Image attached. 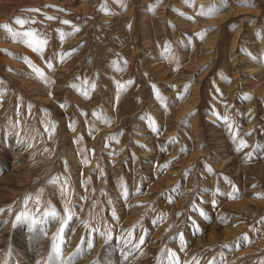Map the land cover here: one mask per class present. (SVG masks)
Wrapping results in <instances>:
<instances>
[{"label": "rangeland", "instance_id": "1", "mask_svg": "<svg viewBox=\"0 0 264 264\" xmlns=\"http://www.w3.org/2000/svg\"><path fill=\"white\" fill-rule=\"evenodd\" d=\"M5 24L47 41L0 28V173L26 172L0 201L10 235L53 236L67 208L61 263L77 233L84 264H264V0H0Z\"/></svg>", "mask_w": 264, "mask_h": 264}, {"label": "bare ground", "instance_id": "2", "mask_svg": "<svg viewBox=\"0 0 264 264\" xmlns=\"http://www.w3.org/2000/svg\"><path fill=\"white\" fill-rule=\"evenodd\" d=\"M22 158H19L18 160H14L12 163L13 166L9 171L2 172L0 173V201H3L5 197L8 196V191H13L12 189L8 188V186L13 187L15 189L20 187L22 183L24 182V178L26 177V172L24 171L23 165L25 164ZM15 164V165H14ZM1 164H0V170L1 169ZM3 171V170H2ZM17 192V191H16ZM6 215H0V264H5L8 262L9 258V250L14 252L15 254H18L20 258H25L28 263L26 264H84L85 261L83 259L88 258V255H85V257L82 256V260L79 262L74 261V257L77 256V254L80 252L79 244H80V239L76 240V237H79V235L76 233V236L70 235L67 240V245L65 247V253L69 254L70 256L66 259L65 262L61 263L60 261V253L57 254L53 250V242L52 237L57 238V242L59 241L60 238L63 239V243L61 244V247L64 246L65 240L63 237L58 236L61 234L60 231H57L55 235L50 236L44 232L41 233L35 232L33 230V227L29 224L23 223L24 227L16 225L14 223V227L12 230V234L10 235L8 230L10 229L9 227L11 226V223L5 220ZM76 225V224H75ZM74 225V226H75ZM210 226V225H209ZM56 227V226H55ZM213 228V226H210L209 231ZM60 230V228H59ZM27 231V232H25ZM28 232H35L34 234H30ZM20 234H23L25 238H31L26 246H21L20 244L15 245V242L18 241V236ZM72 234L73 231H72ZM34 239H39L40 241L37 242V246L30 251V249H26L27 247L31 246L33 247L34 243H36V240ZM118 247V245L116 246ZM97 247L94 248L96 250ZM117 250H121V246L117 248ZM91 251L87 252V254H90ZM138 261H127L125 257H120L118 263H126V264H138Z\"/></svg>", "mask_w": 264, "mask_h": 264}, {"label": "snow or ice", "instance_id": "3", "mask_svg": "<svg viewBox=\"0 0 264 264\" xmlns=\"http://www.w3.org/2000/svg\"><path fill=\"white\" fill-rule=\"evenodd\" d=\"M189 2H190V0H185V3H189ZM101 10L106 11V9H104L103 6H102ZM29 11H38V10L37 9H29ZM46 19L51 20V19H54V17H46ZM28 23H29L28 20L22 19L20 17H17L15 19V24L20 25L21 27H23L24 25H26ZM32 23H35V22L33 21ZM63 23L68 24L70 22L69 21H63ZM0 28H3V29L7 30L10 33V35H11V37L13 39V42H17L18 41L20 43H23L28 48H31L33 51L38 52V53H42L44 51V46L47 43V41H46V39L41 38L39 33L35 32L34 30H25L23 32H14L9 27V25H7V24L0 25ZM76 30H78V29H76ZM198 35H200V38H202V34H198ZM9 55H11V53H9ZM24 60H25V63L29 64L30 67H33V70L37 73L38 76L43 78V73L40 71V69L34 68V66L31 64V61H29L27 58H24ZM262 60H264V58H262ZM47 63H48V67L51 68L52 67L51 62L48 61ZM129 83H131V82H129ZM188 87H189V85H185V90H187ZM157 97H158V99H160L162 105L166 106L165 99L163 97L159 96L158 93H157ZM177 98L179 99V98H181V96H178ZM213 114L214 115H218L215 112ZM93 115L95 116L96 113L94 112ZM221 119L228 125V129H229V132L231 133L232 141L236 144L235 151L240 152L243 148H247L248 144H247V141H246L245 138H239V140L237 141V134L235 132H232L233 125L228 121V117L227 116H223V117H221ZM248 135H251V133H246L245 137L248 136ZM255 148H259V146L258 145L254 146V149ZM251 155H252V153H247L246 154V159H250ZM86 162L87 161H85V163ZM207 171L210 173L212 170L210 168H208ZM137 191H139V189H137ZM220 194H222V193L220 192V189L217 188L216 192L214 193V195H220ZM124 195L125 196L127 195L126 191H125ZM228 195H229V198H234V194L233 193H229ZM211 203H212L213 206L216 205V201L215 200H213ZM193 210L199 212V214L201 216L204 215V210L203 209H196L195 207H193ZM65 213L67 214L66 218H62L60 220V224H61L60 232H63L64 226H66L69 223V221L73 219L72 214L69 212V210L67 208H65ZM45 215H52L53 217H55L56 213L55 212L46 213ZM177 215H179V213H177ZM113 218H115V214H113ZM17 219H20V217H17ZM154 223H155V221H154ZM85 227H87V222H85ZM53 240H54L53 245H52L53 250H54V252L59 254L61 252V244L63 243V239L60 238L59 241L57 242V238L54 237ZM140 243L141 244L143 243V237L142 236L140 238ZM87 246L89 248L92 247L91 241L88 242ZM139 246L140 245L137 244L135 247L139 248ZM162 252H166L169 257H171L173 255L170 250L162 249ZM209 264H214V259L212 261H209Z\"/></svg>", "mask_w": 264, "mask_h": 264}]
</instances>
